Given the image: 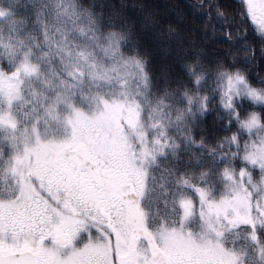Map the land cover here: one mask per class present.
Wrapping results in <instances>:
<instances>
[{
    "label": "snow or ice",
    "instance_id": "snow-or-ice-1",
    "mask_svg": "<svg viewBox=\"0 0 264 264\" xmlns=\"http://www.w3.org/2000/svg\"><path fill=\"white\" fill-rule=\"evenodd\" d=\"M128 43L81 0H0V264H264V81L174 87Z\"/></svg>",
    "mask_w": 264,
    "mask_h": 264
},
{
    "label": "trees",
    "instance_id": "trees-1",
    "mask_svg": "<svg viewBox=\"0 0 264 264\" xmlns=\"http://www.w3.org/2000/svg\"><path fill=\"white\" fill-rule=\"evenodd\" d=\"M81 2L104 23L111 20L116 30L128 35L129 43L124 50L143 58L154 80L167 77L175 87L188 83L187 65L213 68L222 63L244 71L255 87L264 81V38L247 19L236 17L241 7L239 0H203L202 7V0ZM24 3L25 0H20L21 5ZM216 7L227 14L228 23L217 17ZM226 31L231 33L230 40ZM212 120L213 117H207L193 131L214 145L222 134L212 128Z\"/></svg>",
    "mask_w": 264,
    "mask_h": 264
},
{
    "label": "rangeland",
    "instance_id": "rangeland-1",
    "mask_svg": "<svg viewBox=\"0 0 264 264\" xmlns=\"http://www.w3.org/2000/svg\"><path fill=\"white\" fill-rule=\"evenodd\" d=\"M232 5H234V4H232ZM159 49V48H158ZM161 50V49H160ZM162 51V50H161ZM159 54H161L162 55V52H158ZM166 66V65H165ZM162 69V68H161ZM164 73H163V71L161 70V75H163Z\"/></svg>",
    "mask_w": 264,
    "mask_h": 264
}]
</instances>
